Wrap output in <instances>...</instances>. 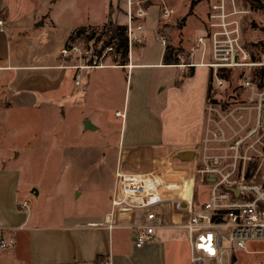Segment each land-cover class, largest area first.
I'll use <instances>...</instances> for the list:
<instances>
[{
  "label": "crops",
  "instance_id": "1",
  "mask_svg": "<svg viewBox=\"0 0 264 264\" xmlns=\"http://www.w3.org/2000/svg\"><path fill=\"white\" fill-rule=\"evenodd\" d=\"M119 1L114 3L113 0H107L103 22L107 23L111 17L112 5L123 4L122 6L127 9V4ZM44 4L45 2L41 0H0V19L4 20V29L0 31V231H4L3 234L6 236L15 238L14 247L0 249V264H130L121 250L119 236L123 231L127 234L132 232L136 234L135 229L116 228L110 231L77 226L81 223L102 221L104 215L111 209V198H101L99 201V204L102 200L105 202L101 220L76 222L74 226L65 223L35 224L31 218V211L34 199L41 195V187L39 184L29 182L26 158L23 157L22 168L12 163L19 159L21 147L25 156L30 154L31 147L33 155L53 152L50 149L52 145L47 147L44 143L45 139L39 136L33 137V133L37 135L30 127L33 116L37 119L40 132L49 130V134H53L58 129L57 125L62 126L55 138L56 142L71 137L67 124L72 121L75 137H91L103 124L98 118L103 107L96 102V96L99 92H103L100 90L111 92L110 77L114 76V78H122L126 87L130 83V93L133 96L131 110L129 104L127 107L124 104L122 111L115 110V117H118V112L125 114L115 149L120 157L116 169L124 171V169L145 166L144 171H127L147 173L152 171L161 160L170 158L175 169L187 170L176 167L175 162L180 159L183 163H190L191 149L201 141L211 68L203 61H194V56L198 53L196 52L192 55L193 62H188L194 66V73L185 76L191 70V66H185L182 58L181 64H165L164 45L157 61L145 62L142 52L137 51L141 43L132 47L128 64L125 66L116 65L114 62L105 63L108 58H112L106 55L101 66L75 68L68 63L67 58L62 57L60 52V55L50 62H29L23 58L15 62L11 35L8 31L12 28L16 30L18 37H22L31 26L36 27L37 13ZM119 24L126 25L127 22ZM145 31V29L136 31V35L144 36ZM18 42L23 44L24 41L20 39ZM167 70H171V73L166 81ZM82 73L86 78L83 88L80 89ZM153 88L158 94L166 90L165 96L161 100L157 98V102L152 101L151 98ZM142 89L148 92L149 102L141 99L139 92ZM145 99L147 101L146 97ZM86 120L96 128L85 129ZM47 125L53 127L46 128ZM151 134L156 137L155 140L146 139ZM20 136L25 139L22 145L17 143ZM33 142L35 144H32ZM80 146L90 148L95 145L87 142ZM5 147L8 148L7 153L4 152ZM166 147L172 149L167 152ZM66 149H77V147L68 143ZM56 150L54 155L58 157L54 162L58 165L54 166L53 172L61 174L64 169H73L77 166L78 163L75 162L61 166L63 153ZM4 157L11 164L5 163ZM79 157L82 159L81 162L84 161L83 156L79 155ZM66 162L65 158L64 163ZM24 173L26 175H23ZM62 186L67 188L65 183ZM73 186L79 188L77 184ZM34 189H37V194ZM27 191L34 193V197H29ZM77 191L78 189L75 191L76 196L83 195L82 192ZM166 204L170 205L167 215L164 214L162 205L156 207V210L162 213L164 225L155 229L152 240L144 247L137 248L134 242L135 235L132 238L135 250L140 251L141 254L148 253L156 246V240L169 238L171 232L176 230L183 231L186 237L185 252H189L187 232L184 228L170 224L172 205ZM145 213L144 211L141 217H138L137 213L134 224H144ZM74 214L68 217H87L82 210ZM151 223L159 224L158 221ZM99 258L101 260H97Z\"/></svg>",
  "mask_w": 264,
  "mask_h": 264
},
{
  "label": "built area",
  "instance_id": "2",
  "mask_svg": "<svg viewBox=\"0 0 264 264\" xmlns=\"http://www.w3.org/2000/svg\"><path fill=\"white\" fill-rule=\"evenodd\" d=\"M213 1L212 17L218 24L211 27L220 30L211 35L205 30L203 36L196 38V46H191V54L201 48L207 51L208 42L211 61L206 65L217 78L218 88L224 81L218 76L221 69L238 70L239 88L246 91L245 97L236 93L233 102L213 96L207 101L202 138L191 149L190 170L175 169L170 158L161 160L147 173L117 170L110 211L102 221L77 226L110 231L135 229V246L142 248L152 240L155 229L164 225L162 213L156 207L170 203V224L186 230L191 264H245L243 259L247 255L261 252L253 245L264 244V54L254 60L244 45L239 20L234 18L242 11L235 8V0ZM228 2L232 10L228 9ZM133 5L134 1L128 0L130 51L144 41V36L136 35L144 24L132 25ZM137 15L142 17L146 12L139 9ZM169 15L166 9L164 16ZM3 29L4 20L0 19V31ZM156 36L165 47L169 44L162 33ZM90 51L70 43L60 54L64 58L83 57L86 65L75 68H88L101 66L114 48L107 47L101 55ZM183 55L184 51L180 58ZM117 116L124 119L125 114L118 112ZM205 182L210 189L207 200L201 202L198 186ZM139 210L146 212L144 224H134ZM14 245L13 236L0 233V249Z\"/></svg>",
  "mask_w": 264,
  "mask_h": 264
},
{
  "label": "rangeland",
  "instance_id": "3",
  "mask_svg": "<svg viewBox=\"0 0 264 264\" xmlns=\"http://www.w3.org/2000/svg\"><path fill=\"white\" fill-rule=\"evenodd\" d=\"M41 1L45 2V4L40 7V11L37 13L36 27L31 26L23 33L22 37H18L16 35V30L12 28L8 31L11 35L13 55L16 58L15 62H17L18 59L21 60V58L29 62H50L60 55V50L69 41H71V43L77 42L78 45L86 49V44L77 40L76 36L75 39L70 40L72 34L76 30L84 27H90L87 33H99L106 24L102 19L104 11L107 8V0ZM113 1L115 3L117 0ZM133 1L134 5L132 6L131 12L132 25L137 26L139 23H143L144 29L146 30V35H144L145 41L141 42V47L137 50L138 52H142L145 62L157 61L163 49V44L156 37L155 33H162L164 37H168L169 44L172 43L171 45H179L182 47L184 50L182 62L185 66L189 67L188 62H193L190 49L191 46H196V38L198 36H203L206 33L205 30H207L208 35L220 30L218 27H211L212 24H218V20L212 17L215 13L212 7L215 3L213 0H202L196 5L190 15H188V13L192 0ZM121 2L127 4V9L122 6L123 4L116 3L112 5L110 7L111 18L117 23H129L130 12L128 0H120L119 3ZM227 6L229 10H232V4L228 2ZM235 8L238 11H242V13H239L234 18L239 20L244 45L252 47V49L257 52V47L254 45L264 42V12L258 8L257 4L251 6L243 0H235ZM139 9H143L146 15L139 17L137 15ZM166 9L170 11L169 17L164 16ZM184 17L187 18L183 28L180 29L179 24ZM20 39L24 41L23 44L18 42ZM69 44L70 42L68 45ZM88 49L93 51L92 47ZM208 49L209 44L207 42V51L204 52L201 48L194 56V61L209 63L211 60ZM262 55L263 54H260V56ZM67 60L68 63L74 67L82 66L86 63L83 57L77 56L67 57ZM110 62H112V58H108L105 61V63ZM170 73L171 70H167V76L165 77L166 81L169 79L168 76ZM85 78L86 75L82 73L80 77L82 86H80V89L83 88ZM110 80L112 82L110 86L111 92L106 93L104 90H100L103 92H99L96 96V102L100 107H103L102 112H99L98 115L99 120L103 122L102 127L93 132V135L89 138H85L84 136L75 137L74 134L76 132L73 130L74 123L72 121V123L67 124L69 134L71 132V137L62 142H59L57 139L58 141L56 142L55 138L58 133H60L59 130L62 126L57 125L58 129L53 134H49V130L40 132L38 131L37 119L34 118L35 116L32 117L30 127L33 132L37 133V135L33 133V137L39 136L41 139H45L46 141L44 143L47 144V147L51 144L52 147L50 149H52L53 152H43L44 155H37L35 151L36 154L33 155V148L31 147L30 154L25 156V153L22 154L23 147H21L19 148V159L12 164L22 168V164H24L23 157L26 158L25 164L29 169L27 173L29 182L32 184H39L41 187V195L37 199H34L31 211V218L35 224L62 225L65 223L69 226H74L76 222L101 220L105 202L102 200L99 204V201L101 198L107 199L108 197H112L116 168L120 160L115 149L117 148L116 145L121 130L122 118L115 117V110L120 109L122 111L124 104L125 107L129 104V109L131 110L130 104L133 97L130 93V83L126 87L120 77L114 78V76H111ZM240 83L241 73L238 70L233 69L229 80L227 78L224 79L219 88L218 80L213 75L211 97L213 96L218 100L230 102L236 99V93L238 95L242 93V97H245L246 91L239 88ZM155 91V88H153L151 91V98L152 101L155 100L157 102V98L161 100L165 96L166 90L162 91L160 94ZM139 94L142 96V100L149 102L148 92L142 89ZM50 126L53 127V125H47L46 128ZM50 138H52V140ZM19 139L20 140L17 142L19 145L25 143L24 138L20 136ZM146 139L155 140L156 137L151 134L147 136ZM30 141L28 144H30ZM35 142L32 144H35ZM87 142H92L95 146L90 148H82L83 146L79 147V145ZM68 143L76 145L77 149H66ZM166 148L167 152L172 149ZM56 149L62 151L61 153H63L64 156H62L63 161L61 160V166L65 164L68 166L70 162L78 163L77 166H74L73 169H64L61 174L53 172L54 166L58 165L57 162H54V159L58 157L56 154L54 155ZM42 150L45 151L43 148ZM7 151L8 148L5 147L4 152L7 153ZM56 151L59 152L58 150ZM79 155L83 156L84 161L81 162L82 159ZM65 158L67 159L66 163H64ZM3 160L5 163L11 164L6 157H4ZM68 160L70 161L68 162ZM175 163L176 167L181 169L190 170L191 168V163H183L180 159H177ZM144 167L145 166L141 168L133 167L127 170L130 172L144 171ZM127 170L124 169V171L129 172ZM23 175H26V173ZM64 175H66L67 178ZM64 183L67 188L62 186ZM75 184L79 185V188L73 186ZM77 189V192H82L83 195L76 196L75 191ZM209 189L210 185L208 182L199 184L198 193L201 202L207 200ZM27 193L29 197H34V193H30L29 191H27ZM165 204L166 203L160 206L164 214L167 215L170 205ZM81 210L86 213V218L68 217L75 215L74 213L76 211L78 214ZM143 213V210H139L138 217H141ZM134 235L136 236L135 232L127 234V232L123 231L119 236L121 250L130 264H191L189 262V252H185L187 250L185 247L186 237L183 231L176 230L171 232L169 238L156 240V246L148 253L146 252V254H141L140 251L135 250L132 241ZM253 247L261 252L247 255L243 259L245 264H256L258 261L264 262V244L253 245ZM98 260L101 259L99 258ZM209 264L214 263L212 262Z\"/></svg>",
  "mask_w": 264,
  "mask_h": 264
},
{
  "label": "trees",
  "instance_id": "4",
  "mask_svg": "<svg viewBox=\"0 0 264 264\" xmlns=\"http://www.w3.org/2000/svg\"><path fill=\"white\" fill-rule=\"evenodd\" d=\"M202 0H192L190 4V9L188 15L192 13L196 5L201 2ZM245 3L250 4L251 6L254 4H257L258 8L261 9L264 12V0H243ZM187 17L182 18L181 23L179 24L180 29L183 28L185 21ZM90 27H84L76 30L72 36L70 37V40L75 39V36L77 40L80 42L86 44L87 48L92 47V50L94 53H98L101 55L107 47L113 46L114 51L108 52L107 56L112 57V62H114L116 65L125 66L128 64L129 61V41H128V26L121 25L114 20H112L111 17H109V20L104 25L103 29L99 33H87V30ZM252 54V59L258 60L260 59V54H264V42L263 43H257V52L252 49V47H248L245 45ZM184 50L182 47L174 46L168 44L164 49V55L163 60L165 64H181V58L180 54ZM194 66H191V70L188 72L185 76H191L194 73L193 70ZM232 75L231 69H221L218 73V76L223 79H228ZM212 79L213 74L211 71L210 75V83H209V90L207 95V101L211 98V91H212ZM4 232V231H0ZM100 257V256H99ZM98 260V259H97Z\"/></svg>",
  "mask_w": 264,
  "mask_h": 264
},
{
  "label": "water",
  "instance_id": "5",
  "mask_svg": "<svg viewBox=\"0 0 264 264\" xmlns=\"http://www.w3.org/2000/svg\"><path fill=\"white\" fill-rule=\"evenodd\" d=\"M84 127H85V129H87V130H94V129L96 128V127H94V126L91 124V122L88 121V120L84 121ZM34 190H35V193L37 194V193H38L37 189H34Z\"/></svg>",
  "mask_w": 264,
  "mask_h": 264
}]
</instances>
